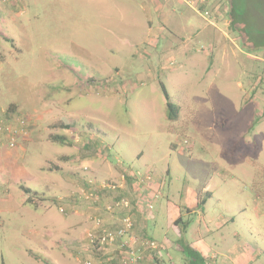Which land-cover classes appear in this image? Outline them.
<instances>
[{
    "label": "rangeland",
    "instance_id": "obj_1",
    "mask_svg": "<svg viewBox=\"0 0 264 264\" xmlns=\"http://www.w3.org/2000/svg\"><path fill=\"white\" fill-rule=\"evenodd\" d=\"M155 1L156 13L146 0H0V108L26 128L0 148V264H97L78 254L101 218L83 208L107 204L84 198L125 169L161 181L162 204L207 185L218 213L244 206L231 230L264 249V12L231 27L228 0H199L202 13ZM101 162L116 180L97 179Z\"/></svg>",
    "mask_w": 264,
    "mask_h": 264
},
{
    "label": "crops",
    "instance_id": "obj_2",
    "mask_svg": "<svg viewBox=\"0 0 264 264\" xmlns=\"http://www.w3.org/2000/svg\"><path fill=\"white\" fill-rule=\"evenodd\" d=\"M146 1L141 5V9H145V12L150 11L147 7H151L153 13L161 11L155 0ZM147 31L149 32L148 26ZM150 33L152 32L150 31ZM89 141L90 147L93 146L97 149L98 155L103 150L109 151V149H103L100 146L102 143L96 140V136L89 138ZM83 146L85 147V144ZM95 156L97 155L95 154ZM140 156L139 154L138 157ZM93 162L91 158L89 163L92 164ZM93 165L95 166L96 162ZM112 166L101 162V169L99 170L97 167L94 175L98 180H116L121 170L117 166L113 169ZM68 179L71 180L70 177ZM156 183L160 191L161 181H156ZM54 187L57 186L54 185ZM97 196L100 198L98 205L100 207L119 197L128 198L132 202L134 208L129 212V215L134 222V233L137 236L152 239L159 244L157 255L144 259L142 264H178L181 260L185 264H264V249L251 246L252 244L248 241L240 239L237 231L231 230L230 226L234 224L235 214H241L245 207L240 206L233 212L230 208H226L218 213L213 205L208 207V199L215 198V195L210 193L207 185L200 189L199 194L189 195L184 201L182 200V204L173 206L170 205L169 201L167 204H162L159 193L158 198L153 200L154 210L149 218L145 216V211L136 206L140 195L129 182L116 192L99 191ZM149 196L150 194L147 198L151 199ZM83 213L85 217H101L103 223L112 230L117 228L118 219L124 214L105 215L103 209L99 213V209L91 205L85 206ZM82 226L88 227L86 220ZM85 243L84 241L81 245L86 246ZM78 249H81L78 254L88 252L86 248ZM97 255L103 259H100L102 262L99 264H109L106 261V256ZM45 258L49 262V259ZM99 258L96 260L97 264Z\"/></svg>",
    "mask_w": 264,
    "mask_h": 264
},
{
    "label": "built area",
    "instance_id": "obj_3",
    "mask_svg": "<svg viewBox=\"0 0 264 264\" xmlns=\"http://www.w3.org/2000/svg\"><path fill=\"white\" fill-rule=\"evenodd\" d=\"M197 0H186L189 7L198 11L194 6ZM204 2V0H201ZM199 13H202L198 11ZM206 16L208 12H203ZM26 136V128L23 120L13 121L10 111L0 108V148L14 150L20 139ZM129 182L139 193L136 206L145 211V216L150 217L153 211V200L159 196L158 182L154 181L148 172L125 169L119 176L117 184L99 183L90 181L89 192L85 196L87 202L96 203L97 192H116ZM161 188V184H160ZM148 194H150L148 199ZM132 202L125 197L115 198L110 204L103 207V213L115 215L124 213L118 219V226L112 230L103 223L101 218L93 219L92 228L85 235L86 250L90 254H102L106 256L109 264H142L144 259L153 257L159 251V244L154 240L137 236L134 233V222L129 212L132 210ZM153 255V256H152ZM76 264H96L92 259L77 261Z\"/></svg>",
    "mask_w": 264,
    "mask_h": 264
},
{
    "label": "trees",
    "instance_id": "obj_4",
    "mask_svg": "<svg viewBox=\"0 0 264 264\" xmlns=\"http://www.w3.org/2000/svg\"><path fill=\"white\" fill-rule=\"evenodd\" d=\"M228 1L230 2L227 3V13L229 16V23L231 27L235 26L236 23L247 25V21H243L244 19H241V17L244 16L246 12L248 13V10H252L250 12L257 13L256 15L258 16L261 13V11L264 12V0H228ZM161 90L166 101L168 119L169 121H176L179 117V107L171 102L170 96L163 84H161ZM63 129L68 130V127L65 126V128ZM53 139L55 140V142H58L59 144H64L67 142L66 139L62 136H56ZM89 158L91 157L84 156V159H89ZM22 192L24 195H27L26 190H22ZM29 203H31V199L28 198V196L23 198V200L21 201L22 205ZM153 255L156 256V253Z\"/></svg>",
    "mask_w": 264,
    "mask_h": 264
}]
</instances>
